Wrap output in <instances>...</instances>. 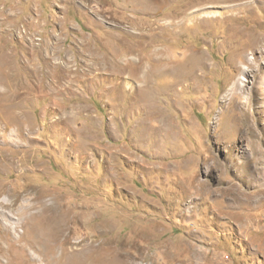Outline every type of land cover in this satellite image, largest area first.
Wrapping results in <instances>:
<instances>
[{
	"label": "rangeland",
	"instance_id": "374dc122",
	"mask_svg": "<svg viewBox=\"0 0 264 264\" xmlns=\"http://www.w3.org/2000/svg\"><path fill=\"white\" fill-rule=\"evenodd\" d=\"M145 1L0 0V140L25 170L0 155V185L73 244L97 225L147 264H264V0Z\"/></svg>",
	"mask_w": 264,
	"mask_h": 264
},
{
	"label": "bare ground",
	"instance_id": "6f19581e",
	"mask_svg": "<svg viewBox=\"0 0 264 264\" xmlns=\"http://www.w3.org/2000/svg\"><path fill=\"white\" fill-rule=\"evenodd\" d=\"M144 3L146 6L162 8L168 0L165 2L146 0ZM248 6L240 4L235 8L246 10ZM203 10L198 9L192 14H186L185 17L195 18L198 14H210ZM156 29L161 28L157 25ZM152 31H155V28ZM13 136L9 133L1 138L0 155L3 158L1 159L5 167L24 175L25 170L22 169L20 159L5 158L13 155L18 149H23V145ZM31 194L16 193L6 187V184L0 185V264H111L113 259L116 264H147L145 256L130 259L124 249L128 246L106 238L105 235L109 232L97 225H84L83 229L87 234L73 244L70 237L73 229L70 224L68 222L60 224L56 220L59 216L47 208L46 197L39 191L33 196Z\"/></svg>",
	"mask_w": 264,
	"mask_h": 264
}]
</instances>
